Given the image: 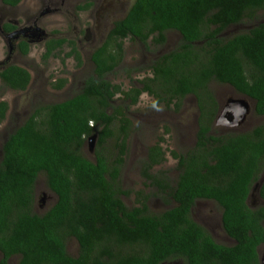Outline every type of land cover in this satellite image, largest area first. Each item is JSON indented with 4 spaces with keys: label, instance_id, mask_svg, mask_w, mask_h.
<instances>
[{
    "label": "trees",
    "instance_id": "1",
    "mask_svg": "<svg viewBox=\"0 0 264 264\" xmlns=\"http://www.w3.org/2000/svg\"><path fill=\"white\" fill-rule=\"evenodd\" d=\"M1 1L15 6L21 0ZM260 9L264 0H134L92 52L93 70L81 89L35 107L3 142L0 264L13 255H19L18 264H161L176 257L185 264H260L264 206L251 208L247 199L264 170V119L246 132L211 134L218 104L209 87L211 81L231 86L264 116V23L220 37L226 27L254 18ZM2 28L10 32L15 26L5 22ZM167 30L178 32L179 43L152 61L151 76L127 88L107 79L122 62L125 39L162 45ZM17 47L27 55L30 45L21 40ZM65 48V57L80 65L75 41L60 37L45 41L42 59ZM132 70L139 69L126 73ZM0 80L22 91L31 75L9 64L0 69ZM65 83L59 79L53 87ZM143 92L175 111L190 94L198 108L194 146L185 153L171 151L178 171L173 186L166 172H150L165 160L160 141L147 149L142 176L175 204L157 213L150 212L146 194L127 206L122 195L128 191L119 180L131 131L128 109ZM7 111V102L0 100V122ZM89 136H95L92 160L83 151ZM41 173L56 201L38 214L35 183ZM259 194L264 198V183ZM199 199L221 207L222 227L234 244L216 242L193 219ZM71 237L79 245L76 256L66 249Z\"/></svg>",
    "mask_w": 264,
    "mask_h": 264
},
{
    "label": "rangeland",
    "instance_id": "2",
    "mask_svg": "<svg viewBox=\"0 0 264 264\" xmlns=\"http://www.w3.org/2000/svg\"><path fill=\"white\" fill-rule=\"evenodd\" d=\"M133 1L22 0L18 6L10 7L0 0V69L8 64H16L27 69L31 75L29 85L22 91L13 90L0 80V100H5L8 104L6 116L0 122V155L1 146L8 134L13 132L35 107L65 100L81 89L84 79L93 70L90 58L92 52L103 43L113 22L126 14ZM122 5L124 8L118 10ZM5 22L16 23L18 25L16 33L3 32L1 26ZM260 23H264V9L258 10L254 18L245 17L239 23L229 25L221 32L220 37L229 38L237 33L246 32ZM55 37L75 41L81 55L80 65L72 57H65L68 48L61 50L59 55L47 60L42 59L45 41ZM165 38L166 41L162 45H154L150 42L144 45L138 41L125 39L122 62L107 75V79L112 83L120 84L123 88L129 87L132 83L139 85V79L151 76L152 61L175 48L179 43L180 35L174 30H167ZM20 39H25L30 45L27 55H23L16 47ZM135 68L139 70L126 73V70ZM59 79H66V83L60 89L54 88L53 84ZM209 87L218 102L219 114L221 113V122L214 125L211 134L246 132L262 123L264 116L254 112L253 100L237 93L227 84L211 81ZM116 98L117 101L120 100L119 95ZM230 100H242L249 109L238 123L225 126L227 118L222 112L223 107ZM195 102L196 98L193 95H186L181 107L175 111L163 103L157 104L152 95L143 92L138 102L128 109L131 131L127 138V150L119 176L122 188L128 191L127 195H122L127 206L138 204V200L145 194L148 195L147 205L150 212L157 213L175 205L167 193H159L155 186L145 180L142 170L148 147L160 141L159 144L165 151V160L153 166L150 172H166L170 186L174 185L178 171L171 151L185 153L195 144L198 118ZM83 151L87 158L93 159V152L88 142ZM260 176L264 178V172ZM256 189L252 190L253 193L248 197V205L251 208L264 206V200L259 197ZM50 194L53 198L43 204L41 201L44 199L43 195L48 197ZM55 201L56 197L48 189L45 176L39 174L35 183L34 212L43 214ZM221 214V207L216 202L206 199L197 200L191 211L193 219L208 230L216 242L232 245L234 240L225 233ZM66 249L71 256L78 254L79 245L75 238L71 237L67 240ZM258 251L261 261L264 256V244L260 245ZM19 258V255L11 256L8 264H18ZM161 264H185V262L182 258L176 257L167 259Z\"/></svg>",
    "mask_w": 264,
    "mask_h": 264
},
{
    "label": "flooded vegetation",
    "instance_id": "3",
    "mask_svg": "<svg viewBox=\"0 0 264 264\" xmlns=\"http://www.w3.org/2000/svg\"><path fill=\"white\" fill-rule=\"evenodd\" d=\"M22 1V0H21ZM20 1V2H21ZM20 2L17 4V5H15V6H10V7H16V6H18L19 4H20ZM4 4V3H3ZM5 5V4H4ZM7 6H9V5H7ZM87 6V5H86ZM85 6V7H86ZM88 7H89V5H88ZM122 8H124V6L122 5L118 10H121ZM127 13V12H126ZM125 16V15H124ZM123 16V17H124ZM9 23H11V22H9ZM12 25H14L15 26V29L14 30H12V31H10V32H6L3 28H2V30H3V32H5V33H8V34H12L13 32H15L16 33V30L18 29V25L15 23H11ZM2 27V26H1ZM17 33H18V31H17ZM21 40H25V39H20L18 42H17V44L21 41ZM28 42V41H27ZM16 47H17V45H16ZM18 48V47H17ZM18 51H20V50H18ZM21 52V51H20ZM22 53V52H21ZM9 65V64H8ZM4 68V67H3ZM235 91V90H234ZM196 103V102H195ZM217 104H218V102H217ZM248 106V105H247ZM224 108V110H223V112L222 113H224L225 114V116H226V118H227V121H226V124H224L225 126H231V125H233V121L232 120H235L237 117H239L241 114H242V111H243V109H245L244 108V101H242V100H230L229 101V103H227V105L226 106H224L223 107ZM248 109L249 108H247V111H246V113L248 112ZM254 109V108H253ZM219 111H220V108H219V106H218V113H217V115L219 114ZM259 116H262V115H259ZM216 118H217V116H216ZM216 118H215V121H214V123H213V126H212V131H211V133L213 132V127H214V125H217V124H219V123H216ZM263 172H264V170H263ZM262 172V173H263ZM262 173H260L259 174V176L257 177V179L253 182V184H252V187H251V191H250V194H252L253 192H252V190L253 191H255V189H256V191H257V194L259 195V197H261L260 196V194H259V191H260V189H261V187H262V185H263V183H264V178L262 177V176H260ZM53 193V192H52ZM249 194V195H250ZM53 195L55 196V194L53 193ZM56 197V196H55ZM42 198V197H41ZM43 198L44 199H41V201L43 202V204H46V202H47V200L48 199H52L53 198V196L50 194L48 197L47 196H45V195H43ZM261 199L262 200H264V198L263 197H261ZM247 202H248V199H247ZM40 205V204H39ZM41 206V205H40ZM264 257V256H263ZM262 257V260H261V264H264V258ZM0 258H1V254H0Z\"/></svg>",
    "mask_w": 264,
    "mask_h": 264
},
{
    "label": "water",
    "instance_id": "4",
    "mask_svg": "<svg viewBox=\"0 0 264 264\" xmlns=\"http://www.w3.org/2000/svg\"><path fill=\"white\" fill-rule=\"evenodd\" d=\"M244 108L245 109H243L242 114L239 117H237L235 120H232L233 124L234 123H238L241 119L244 118V116L246 114V111H247V108H248V106H247V104L245 102H244ZM243 113H244V115H243ZM220 115H221V113L217 117V121H216L217 123L221 122V116ZM94 141H95V136H89L88 139H87V142L89 143V146L92 149V152H93Z\"/></svg>",
    "mask_w": 264,
    "mask_h": 264
},
{
    "label": "clouds",
    "instance_id": "5",
    "mask_svg": "<svg viewBox=\"0 0 264 264\" xmlns=\"http://www.w3.org/2000/svg\"><path fill=\"white\" fill-rule=\"evenodd\" d=\"M254 102V101H253ZM87 143V142H86ZM212 201V200H211ZM264 224V223H263ZM234 243H235V241H234ZM261 262V261H260ZM261 264V263H260Z\"/></svg>",
    "mask_w": 264,
    "mask_h": 264
}]
</instances>
